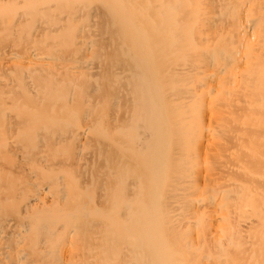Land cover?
I'll return each instance as SVG.
<instances>
[{
	"label": "bare ground",
	"instance_id": "1",
	"mask_svg": "<svg viewBox=\"0 0 264 264\" xmlns=\"http://www.w3.org/2000/svg\"><path fill=\"white\" fill-rule=\"evenodd\" d=\"M0 264H264V0H0Z\"/></svg>",
	"mask_w": 264,
	"mask_h": 264
}]
</instances>
